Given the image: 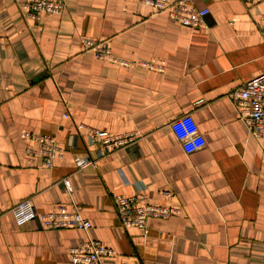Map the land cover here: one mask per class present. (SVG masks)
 Returning a JSON list of instances; mask_svg holds the SVG:
<instances>
[{"label":"crops","instance_id":"0c3cea01","mask_svg":"<svg viewBox=\"0 0 264 264\" xmlns=\"http://www.w3.org/2000/svg\"><path fill=\"white\" fill-rule=\"evenodd\" d=\"M23 1L0 0V264H73L88 237L114 250L100 264H261L264 134L230 93L264 72V0H191L208 9L198 28L139 0H64L38 20ZM82 37L135 65L96 58ZM155 60L163 71L138 64ZM80 124L138 137L99 158ZM23 129L56 138L52 168L26 161ZM84 156L95 163L77 170ZM138 192L179 212L124 228L113 197ZM23 199L78 205L91 227L17 225L7 210Z\"/></svg>","mask_w":264,"mask_h":264},{"label":"built area","instance_id":"2783aa9c","mask_svg":"<svg viewBox=\"0 0 264 264\" xmlns=\"http://www.w3.org/2000/svg\"><path fill=\"white\" fill-rule=\"evenodd\" d=\"M260 2L262 0H251ZM148 6L152 14L165 13L183 26L198 28L204 25L207 8H197L191 0H139ZM20 7L25 14L34 20L40 19L42 14H59L65 8L64 0H24ZM81 44L86 51H90L96 58L108 60L122 66H134L135 63L115 56L106 41L82 37ZM139 65L164 70L162 60L139 62ZM231 100L240 106V117L244 120L247 129L254 137L264 134V72L253 76L230 93ZM86 131L89 143H98L97 157L102 158L112 151L122 148L138 137L137 132H123L111 134L106 130H98L78 125ZM20 138L27 141L25 159L28 163L39 164L45 168H52L56 159L63 156V148L58 145L56 138L50 134L20 131ZM75 168L83 169L95 163L90 156L75 158ZM65 192H73V185L68 177L62 179ZM169 195V192H164ZM119 223L122 227H136L144 232L147 229L146 221L150 217L165 219L179 212L172 205L152 204L143 192L125 196L114 195ZM9 211L17 225L36 221L44 229L76 228L87 231L91 227L90 221L85 218L78 205L67 207L66 204H55L48 211H38L30 199H23L10 207ZM6 211L0 210V215ZM114 250L98 240L86 238L79 244L69 248V258L73 264H100L105 256L112 255ZM264 264V250L261 258Z\"/></svg>","mask_w":264,"mask_h":264}]
</instances>
